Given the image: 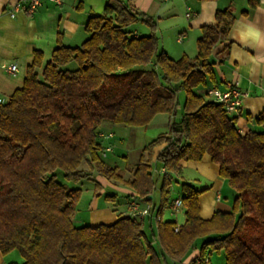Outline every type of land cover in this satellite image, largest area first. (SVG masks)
<instances>
[{
	"label": "trees",
	"instance_id": "trees-1",
	"mask_svg": "<svg viewBox=\"0 0 264 264\" xmlns=\"http://www.w3.org/2000/svg\"><path fill=\"white\" fill-rule=\"evenodd\" d=\"M248 2L254 8L259 0ZM234 19L230 5L217 9L215 23L201 27L196 56L173 59L160 45L153 18L130 0H108L101 14L89 16L88 37L80 45L59 44L43 66L42 52L34 51L22 86L0 103V252L17 250L23 258L9 264H165L181 260L197 242L201 258L217 249L225 264H264V110L247 115L261 129L241 134L238 114L208 92L193 91L214 79L209 58ZM138 21L149 34H134L130 26ZM157 113L169 115L168 130L144 146L132 177L124 179L100 154L101 124L146 126ZM163 143L153 160V149ZM206 153L235 192L231 210L202 218V190L182 182L184 222L175 230V221H159L150 238L144 220L131 215L75 226L80 189L56 179L57 170L67 180L89 177L85 163L150 205L148 195L159 182L161 214L171 181L167 174L154 175L153 161L178 173L179 160H200Z\"/></svg>",
	"mask_w": 264,
	"mask_h": 264
},
{
	"label": "crops",
	"instance_id": "crops-1",
	"mask_svg": "<svg viewBox=\"0 0 264 264\" xmlns=\"http://www.w3.org/2000/svg\"><path fill=\"white\" fill-rule=\"evenodd\" d=\"M32 1L0 0V97L4 100H7L16 88L22 86L26 68L32 62L35 50L42 52L43 66L51 59L52 51L59 44L80 45L88 37L85 24L89 16L93 13L101 14L108 0H61L60 3L52 0H38L31 12L23 9V6H28ZM130 2L134 8L155 20L156 35L160 45L173 59L182 55L191 58L196 56V40L201 35V27L205 24L215 23L216 10L230 5L235 19L228 32V37L216 45L209 58L212 63L214 79H207L206 83L194 87L193 91L206 95L211 88L225 90L232 85L238 86L246 93L241 108L236 112H231V114H238L236 125L239 132L245 134L251 129H261V126L253 119H248L247 115L255 117L264 110V0H259L254 8L250 7L248 0H130ZM16 5H18V9H14ZM11 12H14V15H11ZM133 25L134 34L147 35L150 33L148 26L141 21ZM9 63H16L17 70L15 72L10 73L5 68ZM42 66L39 68V72H41ZM179 110L181 111L180 108ZM169 119L168 116V126ZM100 131L104 134L99 136L100 150L110 145L111 150L107 152L108 156L109 153H113V145L110 141L114 135L108 137L102 128ZM164 145L165 143L154 149L153 160ZM111 160L113 162L106 161L111 165L118 166L124 179L132 177L134 168L126 175L128 165H119L114 158ZM154 163L155 167L159 165ZM178 163L181 170L177 173L175 180L179 183V188L182 182H186L195 189L202 190L198 195L199 215L202 218H211L217 210L223 212L231 210L235 194L227 180L219 176V164L213 162L209 154H204L200 160L181 159ZM159 167L162 168L161 165ZM156 169L153 167V172L158 177V174L162 173ZM170 175L171 173H168L171 181ZM97 179V193H102L105 186H111L118 182L107 179L101 174H98ZM158 186L159 182L155 185V190ZM172 188L174 186L171 181ZM123 190L126 194V205L113 204L110 207H104L99 205L98 199L94 198L90 201L88 207L94 214L91 225L109 224L121 216L129 215V201L136 199L141 206H150V213L143 219L144 230L147 225L149 231V234L146 231L145 234L147 238H150L151 234L157 233L158 222L154 217L158 215L156 209L158 205L156 206L155 202H153L154 205H150L128 186L123 187ZM176 191L178 196L182 195L181 189ZM154 194L156 195V191H153L152 194H149L151 197L149 195L148 197L153 199ZM107 196H111L114 201L113 195ZM172 200L173 198H170L169 203ZM169 203L159 215H161L162 221L176 222L178 216L170 209ZM185 209L184 204L179 208L184 215L182 223L185 220ZM164 210H169L171 214L166 216ZM153 246L159 248L158 242L155 241ZM12 252L7 254L0 252V264L23 261L19 253L12 255L14 254ZM199 253V242H197V246L185 254L181 260L169 259L165 264H193L194 259L199 257ZM211 253L212 251L208 253L209 264H211Z\"/></svg>",
	"mask_w": 264,
	"mask_h": 264
},
{
	"label": "rangeland",
	"instance_id": "rangeland-1",
	"mask_svg": "<svg viewBox=\"0 0 264 264\" xmlns=\"http://www.w3.org/2000/svg\"><path fill=\"white\" fill-rule=\"evenodd\" d=\"M134 25L132 24L130 28H132ZM72 65L75 66L73 63ZM179 107L181 108L184 93L183 91H179L177 94ZM180 110H178L177 117L180 115ZM168 114L166 113H157L153 116L151 121L146 126H129L125 124H117L112 123L109 121H104L101 124V127L103 132L108 135V137L114 135V138L111 139V144L113 145V153H109L108 156L106 155L103 157L104 159L108 160L109 162L112 161L111 159L114 158L115 162L122 166L128 165V175L133 168H135L137 161L139 159L140 153L142 152L144 146L153 138L158 136L161 133H164L168 128ZM157 147V146H156ZM155 147V148H156ZM154 148V149H155ZM153 149V153H154ZM101 152V150H100ZM113 162V161H112ZM154 163V161H153ZM155 164V163H154ZM154 169L159 172V165L154 166ZM86 171L89 173V177L87 178H81L79 180H67L64 178L63 173L61 170L56 171V179L68 185L72 188H79L80 194L79 197L75 203V213L73 215V223L75 226H81V225H91V219L92 215L94 216L93 212H91V209L88 207L90 204V201L95 199H98L99 205L104 207H110L111 205H126V194L125 190H123V187H126L122 182H116L115 184L111 186H105L104 191L102 193H97L98 188L96 187V182L98 181L97 176L98 172L93 167H89L85 163L83 164ZM121 171V170H120ZM168 172V171H167ZM169 173V172H168ZM177 177V173H172L170 175L172 184L174 188L169 191V199L175 198L178 196V193L176 190L179 188V183L175 180ZM97 191V192H96ZM156 195L154 194V197L152 199V202L156 203V206L159 205V196H158V188H156ZM234 192V190H232ZM231 192V193H233ZM235 194V192H234ZM107 195H113L115 197L114 201L111 198H108ZM228 198H230L229 195H227ZM233 196V195H232ZM231 196V199H232ZM164 214L166 216H169L171 214L169 210H164ZM178 216V220L176 221L177 224H181L184 218L182 210H178L175 213ZM148 226H145V231L147 230ZM14 254L12 255H18L17 250H13ZM211 255V264H225L224 254L222 250L214 249L212 250ZM209 258V254H208Z\"/></svg>",
	"mask_w": 264,
	"mask_h": 264
},
{
	"label": "built area",
	"instance_id": "built-area-1",
	"mask_svg": "<svg viewBox=\"0 0 264 264\" xmlns=\"http://www.w3.org/2000/svg\"><path fill=\"white\" fill-rule=\"evenodd\" d=\"M56 3H60L61 0H52ZM38 3V0H33L31 4L28 6H23V9H25L28 12H31L34 6ZM18 5L14 6V9H18ZM11 15H14V12L10 13ZM187 15L189 13L187 12ZM5 68L10 72L13 73L17 70L16 63H9L5 66ZM208 95L213 98L215 101L220 102L223 104V106L230 112H236L238 111L243 102V98L246 95L244 91H242L238 86L232 85L226 88L225 90H219L217 88H211L208 91ZM4 102V99L0 97V103ZM104 135L102 132L99 133V136ZM111 150L110 145L105 146L100 154L102 157H105L107 155V152ZM160 173H164L168 175L167 170L162 167L159 169ZM219 197V196H218ZM183 200L181 196H177L174 198L170 203L169 207L173 212H177L179 208L183 205ZM128 214L134 217H137L139 219H144L146 215L150 213V206L145 205L141 206L140 202L136 199L130 200L128 204ZM156 222L162 221L161 215H155ZM179 225L177 224L175 226V230H178ZM193 264H209V258L206 256L204 258L197 257L194 259Z\"/></svg>",
	"mask_w": 264,
	"mask_h": 264
},
{
	"label": "water",
	"instance_id": "water-1",
	"mask_svg": "<svg viewBox=\"0 0 264 264\" xmlns=\"http://www.w3.org/2000/svg\"><path fill=\"white\" fill-rule=\"evenodd\" d=\"M149 197H151V195H149ZM240 213H241V211H240Z\"/></svg>",
	"mask_w": 264,
	"mask_h": 264
}]
</instances>
